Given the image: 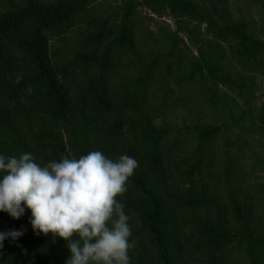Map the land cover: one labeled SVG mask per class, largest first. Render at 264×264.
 <instances>
[{"label": "trees", "instance_id": "16d2710c", "mask_svg": "<svg viewBox=\"0 0 264 264\" xmlns=\"http://www.w3.org/2000/svg\"><path fill=\"white\" fill-rule=\"evenodd\" d=\"M95 1L62 2L45 9L30 5L19 14L0 17V129L10 130L15 135L9 147L19 154L31 153L39 164L58 162L66 153L69 158H78L96 150L113 160L121 154L133 157L138 166L127 181L129 188L124 192L123 204L139 219L153 254L152 258H135L128 251L130 264H178L176 255L183 253L177 242L185 229H190L192 234L194 226L200 227V237L191 248L201 258V264H232L234 259L235 264H241L242 256L252 264H262L264 235H256L255 205L250 203L247 191L237 181L231 184L229 179L223 186L207 175L215 165L204 154L211 138L206 135L202 139L204 144L199 156L175 158L173 146L167 142V132L149 129L151 117L146 106L148 90L155 91L154 85L151 88L144 80L127 77L120 83L112 81L116 71L113 59L136 46L131 32L132 7L125 8L120 23L110 27L93 20L97 31L92 32L84 44L89 52L70 63L56 62L58 53H52L47 35L54 29L68 28L73 18ZM186 8L197 14L194 6ZM222 34L226 39L229 30ZM162 41L159 39L157 44ZM175 48L176 45L168 48L167 58L176 56ZM232 49L239 56L264 55V44H256L249 37L244 38L241 49L238 45ZM14 54L21 59H15ZM180 60L178 56L175 65L167 66V75L172 76L175 71L172 67L177 66L176 71H182V78L187 75V81L196 85L195 90L201 95H211L213 105L221 93L224 107L233 102L231 97L216 89L227 79V74L222 73L223 67L213 65L212 68L210 62L206 67L204 61ZM260 62L264 61L260 59ZM81 70L84 73L80 74ZM208 71L210 74L206 73ZM79 76L84 79L87 76L89 81L87 85L82 84L81 94L72 95L71 85ZM211 81L218 83L213 91L208 84ZM33 105L45 113L43 120L55 128L38 125L40 120L36 119L38 112ZM69 119L76 120L77 126L68 122ZM60 123H65L70 130L68 141L56 129ZM261 128L264 130V125ZM220 130L221 127L217 131ZM130 137L133 138L131 142L128 141ZM3 146L1 144L0 149ZM229 160L233 162L231 157ZM237 166L239 164L236 170ZM234 168L233 163L225 167L229 173ZM205 209L213 214H206ZM197 212H202L203 219L209 220L205 221L207 225L188 221ZM29 218L24 214L14 220L0 213V231L25 229L16 242L4 241L0 264H65L69 255L66 241L59 237L53 239L51 233L47 236L34 234ZM262 219L264 221V213ZM195 239L193 235L190 240Z\"/></svg>", "mask_w": 264, "mask_h": 264}, {"label": "rangeland", "instance_id": "374dc122", "mask_svg": "<svg viewBox=\"0 0 264 264\" xmlns=\"http://www.w3.org/2000/svg\"><path fill=\"white\" fill-rule=\"evenodd\" d=\"M76 1L79 0H0V17L19 14L20 10L30 5L45 9L62 2L68 4ZM95 2L90 3L85 11L73 18L68 28L54 29L47 35L52 53H58V57H55L58 59L56 62L70 63L75 61L76 57L89 52L84 44L85 39L90 37L92 32L97 31L92 24L93 20L110 27L120 23V17L126 12L125 8L132 7L134 23L131 32L134 33L136 46L125 55L113 59L116 63V71L111 77L112 81L120 83L121 79L127 77L144 80L151 88L154 85L155 91L148 90L149 102L146 106V112L151 117L150 123L152 122L151 125L149 123V129L167 132V142L173 146L172 152L175 158L178 156L190 159L199 156L201 146L204 144L202 139L206 135L211 138L206 145L209 149L204 154L209 160H213L215 165L209 169L207 175L216 178L217 183L223 186L227 185L229 179L231 184L237 181L240 186L242 185L248 193L250 203L255 205L254 211L257 217L255 225L258 232L256 235L262 237L264 235L262 233L264 130L261 127L264 125V55L256 58L239 56L234 53L232 47L238 45L241 49L244 38L248 39V37L253 38L256 44H264V0H96ZM191 6L196 8L197 14L188 11L190 8L186 7ZM228 30L227 38L223 39L222 32ZM159 39L165 40L157 44ZM173 45H176V56L167 58L168 48ZM178 56L180 61L191 59L200 63L204 61L206 67L209 62L212 63L211 67L213 65L223 67L222 73L227 74V79L222 80L220 82L222 84L215 81L208 84L212 88L211 91L215 90L214 86L218 84L217 91L231 97L233 101L230 102L231 105L226 102L229 106H223L225 102L221 101L222 93L217 95V103L213 105L211 95H201L195 90L196 85L187 81V75L182 78V71L181 73L176 71L177 66L172 67L175 70L172 76L167 75L165 69L170 64L175 65ZM13 57L17 60L21 59L15 54ZM79 73L82 74L84 71L81 70ZM75 81L76 83L71 85V93L73 95L77 92L79 95L84 87L82 84L87 85L89 78L86 76L84 79L79 76ZM85 90L87 91L88 88L85 87ZM165 101H167L166 105H164ZM74 103L76 105V102ZM33 109L38 112L36 119L40 120L38 125L41 128H55L51 123L43 120L45 113L38 106L33 105ZM137 115L139 118V114ZM67 121L77 126L76 120ZM219 127L221 130L218 132ZM56 129L66 141L70 139L68 132L70 130L65 123L58 124ZM14 136L10 130L0 129V145L4 144L0 154L17 157L20 155L13 151L12 146L9 147L15 140ZM132 140L131 137L128 139L129 142ZM65 156L69 157L67 153ZM230 157L233 162H230ZM230 163L235 165L234 172L231 173L225 169ZM244 192L240 195L242 200ZM123 195L124 193L119 197L122 203ZM221 200L219 199L220 202ZM124 211L129 216L128 223L131 228L130 253L135 258H152L153 253L145 234L141 231L139 219L125 206ZM205 211L206 214L212 213L207 209ZM25 214L28 219L30 210L26 209ZM202 214L197 212L189 217L188 221L207 225L205 221L209 220H204ZM199 230L200 227L197 226L192 228L195 240H190L193 235L188 228L179 238L177 246L182 247L183 254L176 255L178 264H201V258L191 248L193 242L199 240ZM260 261L264 264V256ZM235 263L236 259L232 261V264ZM240 263L252 264L243 256Z\"/></svg>", "mask_w": 264, "mask_h": 264}, {"label": "clouds", "instance_id": "9594fccd", "mask_svg": "<svg viewBox=\"0 0 264 264\" xmlns=\"http://www.w3.org/2000/svg\"><path fill=\"white\" fill-rule=\"evenodd\" d=\"M137 166L127 154L113 160L99 150L46 164L31 153L0 154V213L19 220L30 210L34 234L66 241L65 264H130L131 228L119 197ZM24 232L0 231V249Z\"/></svg>", "mask_w": 264, "mask_h": 264}]
</instances>
